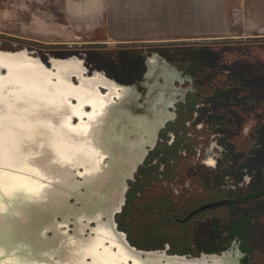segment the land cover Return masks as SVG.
<instances>
[{
    "label": "flooded vegetation",
    "instance_id": "af4514ba",
    "mask_svg": "<svg viewBox=\"0 0 264 264\" xmlns=\"http://www.w3.org/2000/svg\"><path fill=\"white\" fill-rule=\"evenodd\" d=\"M214 44L220 42L201 41L193 46L219 47L216 57L199 54L194 58L187 54L176 57L172 52L170 59L171 56L160 49L133 51L128 56V68L118 65L120 77L109 76L121 84L141 81L148 71V60L157 65L158 59L153 54L158 52L178 69L177 73L167 70L163 75L165 78L167 75L168 81L161 84L172 87L178 100L170 103V120L160 130L155 145L148 148L134 178L129 180L125 204L115 217L118 230L124 235L116 234L111 223L100 217L102 211L96 213V223L85 237L93 241L83 243L95 249V264H104L105 260L108 264H130L132 250L125 236L138 249L166 251L188 258L222 253L239 240L240 249L249 255L250 263L252 254L243 249L250 239L246 241L238 233H224L219 240H213L209 230L217 220L264 217V194L254 196L264 185L262 182L257 187V173L261 168L256 166L260 165L258 154L264 147V114L255 125V113L264 107V87L255 83L254 62L248 68L237 66L235 63L246 59L245 56L234 61L218 53L224 47ZM218 56L223 59L217 61ZM186 61L188 65L184 64ZM231 61L235 65H231ZM216 69L220 71L219 76ZM91 77L101 90L96 107L106 117L121 93L107 86L108 81L101 72L88 74L87 68H81L78 73L79 83ZM174 78L177 81L173 83ZM209 160L213 163L209 164ZM243 198L240 202L207 207ZM255 200L258 201L256 206L228 213L233 205ZM215 207L224 209L219 217L209 211ZM134 214H142L145 222L137 225ZM245 225L243 223L242 227L248 229ZM146 259L148 261L134 260L133 264H169L162 255Z\"/></svg>",
    "mask_w": 264,
    "mask_h": 264
},
{
    "label": "water",
    "instance_id": "95a60500",
    "mask_svg": "<svg viewBox=\"0 0 264 264\" xmlns=\"http://www.w3.org/2000/svg\"><path fill=\"white\" fill-rule=\"evenodd\" d=\"M2 44L0 41V46ZM153 55L158 59L157 65L148 60L144 79L133 84H121L108 77L106 72L98 71L119 85L123 95L110 107L102 129L105 144L102 148L105 154L103 169L93 177H87L84 180L86 185L66 189L60 182L55 181L53 185L47 182L45 189L36 193L28 189L35 175H24L17 169L12 173L17 176L15 184L8 188L0 185V264H75L80 241L83 242L89 228L94 227L92 224L96 223L98 211H102V218L111 223L116 234L124 235L118 230L115 217L125 204L129 180L134 178L148 148L155 145L160 130L170 120V103L178 100L172 87L161 85L168 81L167 75L165 78L163 74L167 70L177 73V67L158 52ZM48 64L52 65L51 58ZM176 81L177 78L171 80ZM56 157L53 152L38 154L32 158L33 166L43 168L59 164L62 169L70 171L74 183L85 178L79 173L83 166L62 165ZM263 194L264 185L254 196ZM244 199L220 201L207 207ZM79 218L84 224H90L84 235L78 231ZM124 240L132 250L130 264L134 260L148 261L147 256L159 255L169 264H248L249 255L241 251L239 240L222 253L197 258L141 250L132 246L126 236Z\"/></svg>",
    "mask_w": 264,
    "mask_h": 264
},
{
    "label": "bare ground",
    "instance_id": "6f19581e",
    "mask_svg": "<svg viewBox=\"0 0 264 264\" xmlns=\"http://www.w3.org/2000/svg\"><path fill=\"white\" fill-rule=\"evenodd\" d=\"M51 61L52 65L44 64L28 48L15 51L0 48V185L3 188L16 183L14 169L24 175H35L28 189L36 193L43 191L47 182L51 185L60 182L66 189L81 187L86 185L87 177L103 169L102 129L108 116L104 117L96 107L101 90L92 82L94 75L79 83L78 73L87 67L76 56L51 58ZM104 77L109 88L121 93L117 95L121 99L123 92L119 85ZM88 106L90 111H86ZM50 152L56 154V161L62 165L83 166L79 171L85 177L83 181L74 183L70 171L59 164L44 169L33 166L32 158ZM79 219L78 231L84 235L90 224ZM92 241L91 238L80 241L75 264H95V249L83 245Z\"/></svg>",
    "mask_w": 264,
    "mask_h": 264
},
{
    "label": "rangeland",
    "instance_id": "374dc122",
    "mask_svg": "<svg viewBox=\"0 0 264 264\" xmlns=\"http://www.w3.org/2000/svg\"><path fill=\"white\" fill-rule=\"evenodd\" d=\"M122 7L130 5L128 0H116ZM92 5H97L93 0H0V41L3 44L1 49L18 50L28 48L34 57H40L45 64H48L51 57L67 59L78 57L85 62L88 74L94 71H104L107 76L120 77V67L124 69L129 66V58L133 51H149L160 49L170 59L173 55L181 57L187 54L195 57L199 55L217 56L216 49L219 47H200L193 46L202 40H181L176 43H169L163 46L133 49L135 43H93L84 41L81 38L83 29L90 25H83V17L90 14ZM123 7V8H124ZM226 35L229 40H234L235 45L231 48L224 47L222 56H230L237 66L248 68L254 62L255 83L264 87V0H236L233 11V18L229 31ZM217 57L216 60L223 58ZM117 64V65H116ZM189 64V61L184 63ZM209 64V63H208ZM231 65H235L232 61ZM229 64V65H230ZM218 76L220 71L216 69ZM223 70V69H222ZM255 113V125L257 120L264 114V107L257 109ZM254 117V116H253ZM252 119V118H251ZM264 141V138H263ZM261 156V169L258 171L259 178L257 187L264 182V147L258 154ZM74 201V200H72ZM208 201V200H207ZM258 201L246 203L244 205H233L231 212L243 210L246 207L256 206ZM212 216L219 217L223 208L215 207L209 209ZM135 223L139 225L146 218L142 215L134 214ZM215 218V217H212ZM239 220H226L213 223L210 227L213 240H219L224 233H238L246 242L243 249L252 254L249 264H264V217H257L255 220L250 216L240 217ZM150 220V219H148ZM248 222V223H247ZM243 223L249 228L244 229ZM94 226V224H92ZM244 229V230H243ZM140 230V228H139ZM259 233H258V232ZM209 252V251H206Z\"/></svg>",
    "mask_w": 264,
    "mask_h": 264
},
{
    "label": "crops",
    "instance_id": "0c3cea01",
    "mask_svg": "<svg viewBox=\"0 0 264 264\" xmlns=\"http://www.w3.org/2000/svg\"><path fill=\"white\" fill-rule=\"evenodd\" d=\"M83 17L80 35L93 43H135L133 49L161 47L181 40L219 41L220 47L235 45L226 35L236 0H93Z\"/></svg>",
    "mask_w": 264,
    "mask_h": 264
},
{
    "label": "snow or ice",
    "instance_id": "6c2138e0",
    "mask_svg": "<svg viewBox=\"0 0 264 264\" xmlns=\"http://www.w3.org/2000/svg\"><path fill=\"white\" fill-rule=\"evenodd\" d=\"M208 163H209V164H212L213 161L209 160ZM9 166H12V165H11V162H10ZM104 264H108V262L105 260Z\"/></svg>",
    "mask_w": 264,
    "mask_h": 264
}]
</instances>
